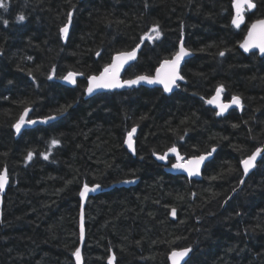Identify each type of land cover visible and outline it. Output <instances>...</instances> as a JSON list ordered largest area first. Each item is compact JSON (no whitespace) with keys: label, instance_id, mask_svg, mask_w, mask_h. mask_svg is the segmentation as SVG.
<instances>
[{"label":"trees","instance_id":"16d2710c","mask_svg":"<svg viewBox=\"0 0 264 264\" xmlns=\"http://www.w3.org/2000/svg\"><path fill=\"white\" fill-rule=\"evenodd\" d=\"M5 3L0 172L6 168L9 179L0 205V264H75L84 185L133 179L134 187L88 200L84 264H109L113 255L115 264H169L172 251L184 248L192 249L185 264H264V154L240 183V162L264 146V57L239 50L249 26L264 19V0H253L239 28L231 22L232 0ZM69 13L65 43L60 29ZM157 24L160 38L142 40ZM181 39L194 56L172 95L135 87L85 100L87 80L118 53L142 45L124 79L152 76ZM69 72L82 74L74 88L61 82ZM220 85L225 101L241 98V113L218 117L206 103ZM26 109L31 119L59 120L17 139L14 125ZM133 127L136 157L124 146ZM173 146L185 159L217 149L202 180L172 176L154 160Z\"/></svg>","mask_w":264,"mask_h":264},{"label":"snow or ice","instance_id":"6c2138e0","mask_svg":"<svg viewBox=\"0 0 264 264\" xmlns=\"http://www.w3.org/2000/svg\"><path fill=\"white\" fill-rule=\"evenodd\" d=\"M232 6L235 9V16L232 19V24L239 28L242 23H244V9H254L256 7L255 3H253V0H232ZM0 8H3L5 11L8 9V4L5 3V0H0ZM18 21H24L25 16L20 15L17 17ZM5 24H7V21H5ZM72 24V14L69 13L67 16V23L60 29V32L63 34V37L67 39L69 27ZM161 36V32L159 29V25H154L150 32L146 33L142 40L147 41H154L156 39H159ZM241 48L244 49L245 52H251L253 49H259L260 53L264 55V19L256 20L253 22L248 29L247 32V38L244 40L243 43L240 45ZM139 51V46L132 51L129 52H121L118 53L113 61L105 66L103 72L99 76H91L89 78L87 92L89 95H91L94 91L99 89H108L113 90L117 88H124V87H133L136 85H139L141 82L150 84V85H162L164 92H172L174 87H179L177 84V81L183 80L184 77L180 74V66L181 63L184 61V58L187 56H191L192 52L185 48L184 42L181 39L179 41V50L176 51L170 60H164L161 67L156 71L155 76H148V75H140L137 76L135 79L131 80H124L121 81L120 79V71L124 67L125 64H127L129 61L135 60L137 52ZM2 54V53H0ZM221 56L224 55L223 52L220 53ZM97 56H99V53H97ZM77 75H82L75 72H69L66 76L63 77L65 81H67L69 84L75 85L76 84V77ZM52 77L50 76L49 79ZM224 92V86L220 85L217 90L216 94L206 101L207 104L213 105L214 107L218 108L219 111L216 113L217 115L224 114L229 108H231L233 105H235L237 108H243V104L241 101V98L239 96H232L230 102L225 103L222 99V93ZM31 111V109H26L24 113L20 116L18 121L15 123L14 127L16 129V132L19 133L20 130L25 125H31L35 124V120L27 119L28 113ZM56 117L50 116L46 120H44V123H47L48 120H55ZM137 129L136 127H133L127 134V140L126 143L128 145V148L135 153V147H134V140L133 136L136 133ZM51 144L53 147H56L59 145V141L53 139L51 141ZM216 149L212 148L210 152L207 153V155H200L193 157L191 159L185 160V158L180 155L179 151L175 146L171 147L168 152L165 154L158 156L157 159L159 160H166L168 158V154L172 153L176 156V163L173 164V167L182 170L188 173L189 176L193 175H200V167L203 164V162L208 158V156H211L213 152H215ZM264 153V148H256L254 152H252L246 159H243L241 161L243 166V175L247 176L249 171L256 167V160L258 157H260ZM32 153H29L27 156V159L30 161L32 159ZM44 159H48V155L44 156ZM8 172L5 168L2 172H0V192H3L6 185L8 184ZM215 179V177H214ZM126 183H133V181H125ZM241 184L244 183L243 180L240 181ZM96 187H99L98 185ZM89 191H95V188H89L87 184L84 185V189L82 192H80L81 197H86L87 193ZM171 214L173 217L176 215V209L173 208L171 210ZM84 230H83V224H81V232L80 236L81 239H83ZM191 252V248H184L181 250H174L171 253L170 259L172 261V264H182L184 258L188 255V253ZM73 255L76 257L77 264H82V257H81V251L79 248L75 250ZM115 261V255L110 257L109 264H114Z\"/></svg>","mask_w":264,"mask_h":264},{"label":"water","instance_id":"95a60500","mask_svg":"<svg viewBox=\"0 0 264 264\" xmlns=\"http://www.w3.org/2000/svg\"><path fill=\"white\" fill-rule=\"evenodd\" d=\"M82 1H84V0H82ZM233 10H234V16H235V9L233 8ZM251 10H253V9H251ZM244 12H245V9H244ZM244 12H243V14H244ZM244 23H245V17H244ZM244 23H242L241 26H243ZM71 25H72V24H71ZM241 26H240V27H241ZM250 26H251V25H250ZM249 28H250V27H249ZM70 30H71V26L69 27L68 37H69V34H70ZM247 32H248V31H247ZM62 35H63V34H62ZM68 37H67V39L64 38V42H65V43L67 42ZM246 38H247V34H246L245 38L243 39L242 43L244 42V40H245ZM183 42H184V41H183ZM240 45H241V44H240ZM240 45H239V50H240L242 53H244V54L258 53L259 56H260L261 58L264 57V55H262V54L260 53L259 49H253L251 52H245L244 49L240 47ZM184 46H185V44H184ZM137 47H138V46H137ZM137 47H136V48H137ZM185 48H186V47H185ZM178 50H179V49H178ZM141 51H142V45H139V51L137 52L136 59H135V60H132V61H129V62H128L127 64H125L124 67L121 69V71H120V79H121V81H124V80H125V79H123L124 74L128 71V69H130V68L136 63V61L138 60V57H139V54H140ZM128 52H129V51H128ZM115 56H116V55H115ZM115 56H114V57H115ZM193 56H194V55H193V52H192V55H191V56H187V57L184 58V61L181 63V66H180V74H181V72H182V68H183L185 62H187L188 60H190L191 58H193ZM114 57H113V59H114ZM113 59H112V61H113ZM162 64H163V62L160 64V66L158 67V69L161 67ZM158 69H157V70H158ZM157 70H156V71H157ZM156 71H155V73H154L152 76H155ZM102 72H103V71H102ZM102 72H101V73H102ZM101 73H100V74H101ZM100 74H98V75H94V76H99ZM78 77H79V75H77V77H76V84H77ZM135 78H136V77H135ZM135 78H132V79H135ZM128 80H131V79H128ZM181 81H182V80L177 81V84L179 85V83H180ZM61 82H62V85H64L65 87H68V88H74V87L76 86V84H75V85L69 84V83H68L67 81H65L64 79H63ZM88 82H89V79L87 80V87H88ZM135 87H145V88H150V89H153V88H159V89H161V90L163 91V86H162V85H150V84H147V83L141 82L139 85H136V86H133V87H127V86H126V87H124V88H117V89H113V90L99 89V90L94 91L91 95H89L88 92H87V90H86V91H85V100L91 99V98H93V97H95L96 95L101 94V93L119 92V91H123V90H126V89H131V88H135ZM178 88H179V87H174L173 90H172V92H170V93H168V92H164V91H163V92H164L165 95L170 96V95H172L173 93H175V92L178 90ZM86 89H87V88H86ZM215 94H216V93H215ZM211 98H212V97H211ZM222 99H223V102H225V101H224V97H223V93H222ZM225 103H228V102H225ZM208 105H209V104H208ZM209 106H210L211 108H213L214 110H216L217 112L219 111V109L216 108V107H214L213 105H209ZM236 108H237V107H236L235 105H233V106H232L231 108H229L224 114H222V115H218V116H219V117H225V116H227V114H228L231 110L236 109ZM237 109L241 110V108H237ZM31 114H32V109H31V111L28 113V117H27V119L35 120L36 123H35V124H31V125H25V126L20 130L19 133H17V132H16V129L14 128V131H15L16 138H17V139H19V138L21 137V135L23 134V132L26 131V130L33 129V128L37 127V126H46V125H48V124H52V123H54V122H56V121L59 120V117H58V116H54V117H56L55 120H48L47 123H44L43 121L46 120L48 117H47V118H44V119H31ZM136 129H137V128H136ZM137 133H138V129H137L136 133H135L134 136H133L134 147H135V153H133V151H132L131 149L128 148V145H127V143H126L127 137H126V139H125V141H124V146H125L126 150H127V151H128L133 157H136V141H135V138H136V136H137ZM262 148H264V146H263ZM215 149H216V148H215ZM216 151H217V149H216ZM216 151L213 152V153L211 154V156H208V158L203 162V164H202L201 167H200V175L189 176L187 172L182 171V170H178V169L174 168V167H173V164L176 163V156H175L174 154H172V153H169V154H168V158H167L166 160H159V159H157L158 156H161V155L157 154V155L154 156V160L157 161V162H158L159 164H161L162 166H164V167H165V172L168 173V174H170V175H172V176H182V177L187 178V179L190 180V181H191V180H197V181H199V180L202 179V176H203L202 174H203V170H204L205 166L207 165V163H209V162L214 158V155H215ZM167 152H168V151H167ZM165 153H166V152H165ZM165 153H164V154H165ZM263 154H264V153H262V155H261L260 157L257 158V160H256V165L261 161V159H262V157H263ZM180 155H181V154H180ZM203 155H207V154H203ZM169 159H175V162H174L171 166H168V164H169ZM190 159H191V158H190ZM186 160H187V159H186ZM254 169H255V168L251 169V170L249 171V173H248L247 176H244V175H243V179H242V180L245 181V180L249 177V175L253 172ZM242 170H243V166H242ZM125 181H133V183H126ZM125 181H122V182H119V183L113 184V185H111V186L108 187V188H101V187H96V186L89 187L90 189H91V188H95V191H89V192L87 193V196H86V197H81V211H80V216H79V234H80V232H81V224H83L84 235H83V239H81V236H80V243H79V247H78V248H79L80 251H81L82 264H84V259H83V247H84L85 238H86V229H85V208H86V205H87L88 200H89L90 198H92V197H96V196H98V195H100V194H102V193L109 192V191H111V190H113V189H122V188L128 189V188L134 187V186H136V185L138 184V182H139L138 179L125 180ZM241 185H242V184H241ZM7 188H8V184L6 185V187H5V189L3 190V192H0V194H1L0 205H2L3 198H4V196H5L6 193H7ZM82 191H83V190H82ZM191 254H192V249H191V252H189L188 255L184 258L182 264H185V263L189 260V258L191 257ZM170 256H171V254L169 255L168 261H169V264H172V261H171V259H170ZM75 264H77L76 257H75ZM114 264H115V261H114Z\"/></svg>","mask_w":264,"mask_h":264},{"label":"flooded vegetation","instance_id":"af4514ba","mask_svg":"<svg viewBox=\"0 0 264 264\" xmlns=\"http://www.w3.org/2000/svg\"><path fill=\"white\" fill-rule=\"evenodd\" d=\"M245 11H246V9H245ZM244 17H245V12H244ZM244 24H245V23H244ZM249 27H250V26H249ZM258 55H259V54H258ZM181 75H182V74H181ZM123 79H124V76H123ZM125 80H128V79H125ZM214 95H215V94H214ZM214 95H213V96H214ZM213 96H212V97H213ZM223 97H224V96H223ZM210 99H211V98H210ZM224 101H225V99H224ZM225 102H230V101H225ZM212 109H213V108H212ZM213 110H214V109H213ZM233 110H238L240 113L242 112V109L239 110V109L236 108V109H233ZM233 110H231V111H233ZM215 111H216V110H215ZM231 111H230V112H231ZM216 112H217V111H216ZM228 114H229V113H228ZM228 114H227V115H228ZM218 117H219V116H218ZM261 148H262V147H261ZM245 159H246V158H245ZM185 160H186V159H185ZM174 162H175V159H173V163H174ZM173 163L168 164V166H171ZM207 164H208V163H207ZM258 164H259V163H258ZM258 164H257V165H258ZM257 165H256V167H257ZM240 167H241V171H242V173H243V170H242V163H241V162H240ZM256 167H255V169H256ZM204 169H205V168H204ZM255 169H254V170H255ZM254 170H253V171H254ZM203 172H204V170H203ZM202 175H203V174H202ZM242 179H243V178H242ZM187 180H188V179H187ZM201 180H202V179H201ZM188 181H190V180H188ZM191 181H194V180H191ZM196 181H197V180H196ZM199 181H200V180H199Z\"/></svg>","mask_w":264,"mask_h":264}]
</instances>
